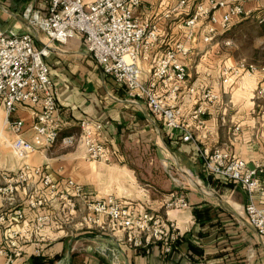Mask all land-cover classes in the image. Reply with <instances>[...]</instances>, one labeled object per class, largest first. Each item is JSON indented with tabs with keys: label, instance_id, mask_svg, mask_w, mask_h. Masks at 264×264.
<instances>
[{
	"label": "crops",
	"instance_id": "crops-1",
	"mask_svg": "<svg viewBox=\"0 0 264 264\" xmlns=\"http://www.w3.org/2000/svg\"><path fill=\"white\" fill-rule=\"evenodd\" d=\"M204 0H189L178 9L179 0H140L133 8L136 17L158 22L159 40L138 62L146 71L153 57L164 48L178 41L185 42L190 55L185 59L190 72L192 62L197 63L196 80L198 93L211 89L219 94V100L207 101V113L203 115L205 128L195 134L202 144L210 146L228 145L230 150L245 158L250 166L264 163V114L256 112L254 98L256 90L264 82V70L253 74L225 75L224 67L212 56L219 53L215 40L206 43L202 35L206 32L207 18L190 27V18L198 3ZM255 13L264 7V0H236ZM32 2L47 14L43 0H0V27L33 31L35 42L43 45L48 40L45 33L30 28L21 18L25 6ZM169 13V16L166 14ZM192 29L193 34L189 36ZM52 77L57 85V99L61 107V134L80 131V121L88 119L101 125V139L108 144L113 157L109 162L93 161L87 158L81 143L65 145L60 143L63 153L54 155V144L38 142L30 127L34 119L33 110L20 106L10 119L25 121L23 138L31 142L34 150L21 154L13 146L15 134L6 121V113L0 108V183L7 175L29 166L28 179L19 183L22 198L38 190L53 199L37 209H25L29 229L33 234L37 214L51 209L61 214L58 197L48 192L43 181L33 169L41 167L59 185L68 178L80 183L84 191L94 197L113 194L115 197L135 201L141 206L159 211L165 220H173L181 232L174 249L164 253L161 245L147 248L129 247L122 241V233L115 236L96 232L78 231L66 233L57 221L46 223L38 233L45 240L34 236L23 254L9 264H264V238L249 224L245 205L248 195L236 181L210 173L201 158L194 140L185 141L176 129L161 125L149 111L146 103L131 100L126 89L104 73L87 50L85 39L76 35L67 43H57L46 57ZM231 64V63H230ZM264 84V83H263ZM231 92V94H228ZM198 94H186L181 105L191 112L198 105ZM238 127L239 129H236ZM164 148L171 154L174 165L182 169L185 181H176L169 175L167 165L158 160ZM154 152L155 158L145 160L148 177L142 183L138 177L139 164L126 159L129 152ZM163 157V156H162ZM160 163V164H158ZM166 165V166H165ZM144 166V165H142ZM167 172V174L165 173ZM264 184V173L260 175ZM184 193L189 201L186 208H167L165 201L171 191ZM256 203L264 205V195L257 192ZM51 203V204H50ZM12 222L0 226V237L4 230L16 228L21 222L10 211ZM10 218V217H9ZM38 244L43 255L33 250ZM0 264H6L0 257Z\"/></svg>",
	"mask_w": 264,
	"mask_h": 264
},
{
	"label": "built area",
	"instance_id": "built-area-1",
	"mask_svg": "<svg viewBox=\"0 0 264 264\" xmlns=\"http://www.w3.org/2000/svg\"><path fill=\"white\" fill-rule=\"evenodd\" d=\"M47 14L29 2L21 12V18L30 28L42 30L48 40L43 45L35 42L33 31H19L16 25L9 29L0 27V108L6 113V121L15 134L14 148L28 155L34 150L31 142L23 138L25 121L10 119L20 106L33 110L31 128L38 142L65 145L81 143L89 160L109 162L113 157L111 147L100 136L101 125L88 119L80 121V131L61 134V107L57 99V85L52 77L46 57L57 43H67L76 35H82L90 55L102 71L110 75L117 84L123 85L129 98L135 102L144 101L154 118L162 125L176 129L183 140H194L204 162L212 174L238 182L248 195L245 205L249 224L264 238V205L256 203L257 192L264 195V184L260 175L264 163L250 166L240 155L234 154L228 145L210 146L202 144L195 134L205 128L203 115L207 113V101L219 100L215 91L208 89L198 93L197 86L190 81L186 58L190 48L178 41L155 54L148 70H144L138 59L149 53L159 40L158 22L142 20L135 16L133 8L140 0H43ZM189 0H179L175 9L185 6ZM236 0H204L197 4L194 14L186 20L190 27L201 18H207L206 32L202 39L213 42L236 17L253 15ZM170 14L167 13L166 16ZM264 22V14L259 16ZM193 34L192 29L189 36ZM231 39L225 40L230 44ZM264 70L254 62L240 59L225 65V75L253 74ZM186 94H198V105L186 112L181 100ZM236 129H239L236 127ZM29 166L7 175L0 183V226L12 222L9 212L21 222L18 227L3 231L0 237V257L6 264L13 262L25 251L26 245L43 226L55 220L66 233L96 231L115 236L122 233V241L129 247L147 248L161 245L164 253L172 252L181 235L173 220H165L157 210L141 206L135 201H126L108 194L94 197L84 191L83 186L68 178L59 185L41 167L33 172L48 192L58 197L61 214L51 209L37 214L33 234L25 216V209L37 210L53 199L35 192L22 198L19 183L28 179ZM51 204V203H50ZM167 208H186L189 201L184 193L173 190L165 201ZM39 210H37L38 212ZM10 217V218H9ZM8 222V223H9ZM39 236L38 241L45 240ZM36 244V243H34ZM33 253L43 255V249L36 244Z\"/></svg>",
	"mask_w": 264,
	"mask_h": 264
},
{
	"label": "rangeland",
	"instance_id": "rangeland-1",
	"mask_svg": "<svg viewBox=\"0 0 264 264\" xmlns=\"http://www.w3.org/2000/svg\"><path fill=\"white\" fill-rule=\"evenodd\" d=\"M2 1V0H1ZM264 14V7H260L252 16L249 17H236L229 24L225 31L222 34L218 35L215 39V43L212 44L214 47L219 49V53H216L212 56L211 60H215L222 65L224 62L230 64L234 63L237 60L245 59L250 62H254L259 66H264V33L260 27L259 16ZM231 39L230 44H225V40ZM191 70V80L194 82L196 80V74L198 72L196 69V64L199 63V58L193 60ZM191 81V82H192ZM264 83V82H263ZM261 84L256 90L253 100H255V109L256 112L260 111V114H264V84ZM231 94V92H228ZM60 140L53 147L54 155L63 153V148L60 145ZM154 152H129L127 153L126 159L131 161L133 164H139L137 169V175L142 181L146 182L148 177L145 167V160L155 158ZM163 156V157H162ZM158 154V160L164 162L167 165L169 175L175 178L178 182L185 181L186 185L187 179L184 176L182 169H178L173 163V158L171 154L164 148V153ZM160 164V163H158ZM144 165V166H142ZM165 165V166H166ZM167 174V172H165Z\"/></svg>",
	"mask_w": 264,
	"mask_h": 264
},
{
	"label": "trees",
	"instance_id": "trees-1",
	"mask_svg": "<svg viewBox=\"0 0 264 264\" xmlns=\"http://www.w3.org/2000/svg\"><path fill=\"white\" fill-rule=\"evenodd\" d=\"M260 27H261V29H262V31H263V33H264V22H261L260 23ZM117 85H119V84H117ZM120 87H124L123 85H119ZM125 88V87H124ZM162 125V124H161ZM177 242V241H176ZM176 244V243H175ZM174 247H175V245H174ZM174 249V248H173ZM42 257V256H41ZM45 262H43V261H40V263L39 264H44Z\"/></svg>",
	"mask_w": 264,
	"mask_h": 264
}]
</instances>
